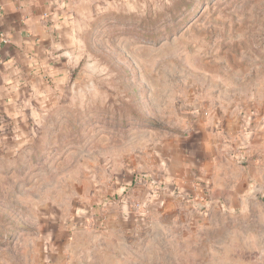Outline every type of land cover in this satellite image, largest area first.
I'll use <instances>...</instances> for the list:
<instances>
[{"label":"rangeland","instance_id":"obj_1","mask_svg":"<svg viewBox=\"0 0 264 264\" xmlns=\"http://www.w3.org/2000/svg\"><path fill=\"white\" fill-rule=\"evenodd\" d=\"M57 49L0 111V264H264L259 209L175 175L202 126L264 131V0H77Z\"/></svg>","mask_w":264,"mask_h":264},{"label":"crops","instance_id":"obj_2","mask_svg":"<svg viewBox=\"0 0 264 264\" xmlns=\"http://www.w3.org/2000/svg\"><path fill=\"white\" fill-rule=\"evenodd\" d=\"M76 1L0 0V111L23 99L41 75L59 73L58 41ZM214 131L205 125L185 139L183 168L174 171L178 191L202 195L209 211L226 213L240 212L252 186L259 197L247 200L243 215L259 209L264 217V131L240 134L235 128V145L229 147L235 149H227L233 157L223 153L224 141Z\"/></svg>","mask_w":264,"mask_h":264},{"label":"water","instance_id":"obj_3","mask_svg":"<svg viewBox=\"0 0 264 264\" xmlns=\"http://www.w3.org/2000/svg\"><path fill=\"white\" fill-rule=\"evenodd\" d=\"M253 190H254L253 187L250 186L249 191L242 197V199H241L242 208H241L240 212H242L244 210L243 207L246 205V202L248 199H251V198L257 199L259 197L258 192H253Z\"/></svg>","mask_w":264,"mask_h":264},{"label":"built area","instance_id":"obj_4","mask_svg":"<svg viewBox=\"0 0 264 264\" xmlns=\"http://www.w3.org/2000/svg\"><path fill=\"white\" fill-rule=\"evenodd\" d=\"M245 148V146L242 147V149Z\"/></svg>","mask_w":264,"mask_h":264}]
</instances>
